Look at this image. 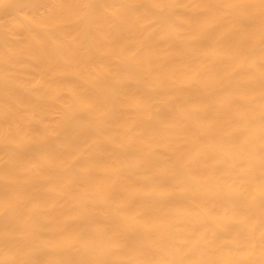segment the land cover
<instances>
[{
    "label": "bare ground",
    "instance_id": "6f19581e",
    "mask_svg": "<svg viewBox=\"0 0 264 264\" xmlns=\"http://www.w3.org/2000/svg\"><path fill=\"white\" fill-rule=\"evenodd\" d=\"M0 264H264V0H0Z\"/></svg>",
    "mask_w": 264,
    "mask_h": 264
}]
</instances>
